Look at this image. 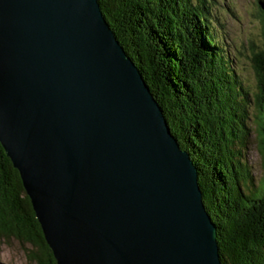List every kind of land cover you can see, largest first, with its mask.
<instances>
[{"label": "water", "instance_id": "1", "mask_svg": "<svg viewBox=\"0 0 264 264\" xmlns=\"http://www.w3.org/2000/svg\"><path fill=\"white\" fill-rule=\"evenodd\" d=\"M0 146L56 264H221L197 169L97 0H0Z\"/></svg>", "mask_w": 264, "mask_h": 264}, {"label": "trees", "instance_id": "2", "mask_svg": "<svg viewBox=\"0 0 264 264\" xmlns=\"http://www.w3.org/2000/svg\"><path fill=\"white\" fill-rule=\"evenodd\" d=\"M213 0H97L124 53L161 108L172 136L197 169L216 227L221 264H264V182L241 192L234 151L248 134L241 88L209 34ZM264 22V3H259ZM264 151V51L253 58ZM245 99V98H244ZM237 118L239 126L232 127ZM235 130V131H234ZM264 154V153H263ZM236 159V160H235ZM235 167V169H234ZM0 237L28 244L27 261L56 264L17 170L0 146Z\"/></svg>", "mask_w": 264, "mask_h": 264}, {"label": "rangeland", "instance_id": "3", "mask_svg": "<svg viewBox=\"0 0 264 264\" xmlns=\"http://www.w3.org/2000/svg\"><path fill=\"white\" fill-rule=\"evenodd\" d=\"M264 0H213L208 3L211 21L208 32L216 43V52L223 56L229 72L241 88L240 96L246 110L248 134L234 151L239 152V187L241 192H257L264 182V151L260 139L259 118L262 117L257 97L260 95L253 58L264 51V22L259 3ZM245 98V99H244ZM234 127L239 126L232 118ZM235 131V130H234ZM236 160V159H235ZM235 169V167H234ZM28 244L14 238L0 237V264H33L27 261Z\"/></svg>", "mask_w": 264, "mask_h": 264}]
</instances>
